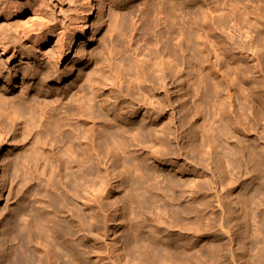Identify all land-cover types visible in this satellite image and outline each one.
I'll return each mask as SVG.
<instances>
[{"label": "rangeland", "instance_id": "1", "mask_svg": "<svg viewBox=\"0 0 264 264\" xmlns=\"http://www.w3.org/2000/svg\"><path fill=\"white\" fill-rule=\"evenodd\" d=\"M3 1L6 15H0L1 35L6 34L10 44L16 45L18 50L19 44L23 45V57L18 51L15 58L3 64L11 70L19 65V69L13 71L17 83L13 88L15 92L20 90V83L26 81L22 78V69L30 64L36 66L38 62H41L37 69L40 77L50 73L48 82L53 89L58 87L52 81L57 71L67 76L58 84L65 91L74 85V88L79 87L84 78L93 73L97 60L94 54L102 51L110 41L107 28L115 13L113 7H101L96 0V15L89 24L95 23L101 12L104 23L95 39L91 40L89 35L83 39L87 41L84 45L79 40L69 55L57 61L40 55L36 31L44 29L46 32V26L60 25V7L55 8L53 15L47 11L49 0ZM211 1L218 14L222 0ZM237 2L235 17L241 27L237 45L230 44L226 32L219 37L216 30L210 28L206 56H188L186 65L181 56H150L154 37L151 30L146 33V27L161 29L172 41L177 40L175 32H167L153 14L145 13L142 6H135L134 19L141 25L140 34H135L130 19H127L130 9L124 10L126 21L122 27L126 36L141 41L143 56H140L138 66L126 65L122 82L114 72L109 79H102V90H112L107 94L105 112L111 117L133 107L137 109L136 116L126 122L153 127V135L143 137L145 140L141 141L144 144H141L140 158L156 168L158 179L163 183L159 181V189L145 198L144 192L141 195L142 189L131 190L123 170H119L122 167L107 173L114 188L107 186L102 204L100 191L95 192L92 202L95 223L82 233L84 246H89L92 264H181L179 257L167 255L169 248L166 246L171 244L178 249L181 245L187 247L192 255L191 264H222L220 254L227 247L248 251L241 264H257L254 260L260 247L264 246V1ZM38 15L49 18L51 23L42 21ZM246 30L251 32L252 39H246ZM54 40L49 38L42 48L52 46ZM81 45L85 46L82 57ZM130 57L115 56L117 60L125 59L126 63ZM3 62L0 57V63ZM1 81L0 85L3 84ZM78 110L69 119H62L60 129L69 128L71 123L83 124L82 112ZM146 111H156L158 117L153 121L144 118ZM97 113L96 129H101L106 116L104 112ZM80 126L76 129L81 132ZM11 136L6 137L10 144L0 152L3 160L0 167L8 162L14 165L16 161V154H7L13 142L20 138ZM20 174L24 175L22 171H14L12 166L2 172L0 213L4 208L17 209L21 205L23 199L18 191L25 176ZM100 179H96L98 189ZM35 181L33 179L25 187L31 186L34 192L43 195L41 186ZM136 193L141 196L135 198ZM31 200L36 204L34 196ZM108 202H117L118 210L109 207ZM221 205L225 207L224 214ZM5 221L0 216V227ZM143 245L148 246L154 260L138 250ZM201 251L203 260L198 256Z\"/></svg>", "mask_w": 264, "mask_h": 264}, {"label": "bare ground", "instance_id": "2", "mask_svg": "<svg viewBox=\"0 0 264 264\" xmlns=\"http://www.w3.org/2000/svg\"><path fill=\"white\" fill-rule=\"evenodd\" d=\"M98 1L101 7L109 5L115 10L112 20L108 21L110 24L108 23L107 30H109L110 41L108 40L109 43L102 51L94 54V57L97 56L94 71L92 70L93 73L86 76L87 78L85 77L83 83L77 88H74V85L73 88L65 91L61 86L59 87L61 78H67V76L64 72L57 71L52 81H55L57 84L55 86L58 87L53 89L48 82L51 74L46 73L44 77H40L41 74L37 69L41 62H38L36 66L30 64L22 69V78L23 80L26 78V81H22L20 90L15 92L13 88L17 87V83H15L16 76L13 71L19 69L17 67L19 65L11 70L8 65L3 64L15 58L18 51L23 57L24 53L21 51L23 45L19 44L21 48L18 50L16 45L10 44V38L6 34L1 35L0 31V57L4 61L0 63V80L3 83L0 85V152L10 144L6 140L9 134L12 135L10 138H20L13 142L7 154L8 156L16 154V161L13 162L14 165L8 162L7 165L0 167V179L2 172L7 171L11 166L14 167V171L20 173L22 171L24 175L20 174L21 177L25 176L23 179L25 182L18 191L23 199L21 205L17 209L5 210L4 208L0 213L2 219H6L4 226L0 227V264H92L88 255L89 246L85 245L88 246L87 248L84 246L85 236L82 233L95 223L92 203L95 192L100 191L102 204L108 192L107 186H112L111 178L106 176L107 173L122 167L119 170H123L125 175H122L128 180L131 190L142 189V192H138H141V195L144 192L145 198L151 197L152 191L159 189L158 185L163 183L158 179L156 168L148 160L140 158L143 139L153 135V127L145 128L144 125L127 123V119L134 120L136 116L137 109L133 107L129 111H119L117 115L111 117L105 112L108 106L107 94L112 90L109 89L107 92L102 90V79H109L111 72H114L117 73L118 80L122 82L126 65L138 66L140 56H143L141 41L135 40L132 36H126L125 29L122 27L123 22L126 21L123 13L125 9H130L127 19H130V27L132 26L133 31H136L135 34L139 35L141 30V25L134 19L135 6H142L145 13L153 14L158 24L167 28V32H175L177 40L172 41L161 29L153 30L146 27V33L148 34L151 30L150 33H153L154 37V44L150 47L153 54L150 53V56H181L184 65L187 63L188 56H206L209 36L207 32L210 28L216 30L219 37L226 32L230 44L234 46L237 45V39L241 36L238 33L241 27L235 17L237 0H222L218 14L211 0ZM47 5V11L53 15L55 8L60 7L62 21L60 25L57 23L46 26V32L43 31L44 29L36 31V41L40 47V55L50 56L57 61L69 55L79 40H81L79 43L83 45L87 43L83 39L89 35L91 40H94L104 23L101 12L96 18L97 21L89 24L91 18L96 15V0H49ZM5 9L4 1L0 0V10H2L0 15L6 13L3 11ZM39 19L42 21L45 19L51 23L49 18L42 15ZM245 33L246 39L253 38L249 30ZM49 38L55 39L53 45L47 44V47L44 46L46 48H42ZM83 45H81V57L85 54ZM9 50H12L11 54ZM115 56L131 57L126 63L125 59L117 60ZM33 78L36 79L31 83ZM78 109L83 117V124L80 123L81 132L80 129L79 131L76 129L80 126L77 123H71L69 128L60 129L62 119H69ZM97 112H104L106 116L101 129H96ZM147 112L143 113L144 118L149 117L153 121L158 117L156 111ZM1 163H3L2 157H0V165ZM98 177L101 178L99 189L96 185ZM33 179L41 186L43 195L40 192H34L31 186L25 187ZM2 188L3 183L0 180V191ZM162 193L164 194V190ZM141 195L136 193L135 198ZM32 196L36 204L32 202ZM109 205V207H115V209L112 208L113 210H118L117 202H110ZM221 211L224 214L225 207L222 206ZM166 247L169 248L167 255L173 258L179 257L181 264H191L192 255L187 247L181 245L178 249L172 244ZM263 247H260L254 260L257 264H264ZM138 250L154 260L147 245L141 246ZM247 252L238 248H224L220 254L221 262L222 264H241ZM198 256L203 260L202 251Z\"/></svg>", "mask_w": 264, "mask_h": 264}]
</instances>
